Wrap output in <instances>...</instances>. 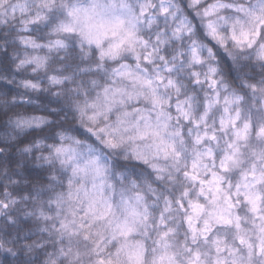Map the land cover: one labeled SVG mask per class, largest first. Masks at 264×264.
<instances>
[{
  "label": "clouds",
  "instance_id": "clouds-1",
  "mask_svg": "<svg viewBox=\"0 0 264 264\" xmlns=\"http://www.w3.org/2000/svg\"><path fill=\"white\" fill-rule=\"evenodd\" d=\"M0 264H264V0H0Z\"/></svg>",
  "mask_w": 264,
  "mask_h": 264
}]
</instances>
